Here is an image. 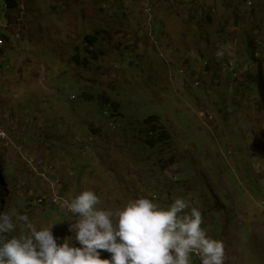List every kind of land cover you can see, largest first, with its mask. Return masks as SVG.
<instances>
[{"label":"rangeland","instance_id":"obj_1","mask_svg":"<svg viewBox=\"0 0 264 264\" xmlns=\"http://www.w3.org/2000/svg\"><path fill=\"white\" fill-rule=\"evenodd\" d=\"M16 1L8 18L0 0V211L56 223L59 243L82 190L111 209L179 196L225 264H264V111L227 65L264 62V0Z\"/></svg>","mask_w":264,"mask_h":264},{"label":"clouds","instance_id":"obj_2","mask_svg":"<svg viewBox=\"0 0 264 264\" xmlns=\"http://www.w3.org/2000/svg\"><path fill=\"white\" fill-rule=\"evenodd\" d=\"M6 9L4 1L3 10L9 18L12 10ZM1 30L0 50L6 39ZM216 55L222 57L225 52L218 50ZM259 55L254 53L252 64L247 66L250 70L246 72L256 70L262 61L257 58ZM241 64L227 63L234 76L246 73ZM195 85L200 86L199 82ZM250 87L254 89L255 84ZM247 91L244 88L242 92ZM206 119L214 121L208 115ZM152 199L158 197L153 195ZM152 199H130L116 209L99 207L100 198L92 190L62 199L60 208L73 217L68 223L72 235L59 243L60 238L52 233L56 223L37 227L26 214L14 218L0 211V264H190L192 255L198 257L200 264H225L224 244L206 235L199 209L190 207L189 201L179 196L164 207ZM56 201L52 199V203ZM43 202L38 200L39 204ZM18 224L24 226L23 234H16ZM102 251L110 257L101 258Z\"/></svg>","mask_w":264,"mask_h":264},{"label":"trees","instance_id":"obj_3","mask_svg":"<svg viewBox=\"0 0 264 264\" xmlns=\"http://www.w3.org/2000/svg\"><path fill=\"white\" fill-rule=\"evenodd\" d=\"M4 1H5L6 8H7L6 10H15V9H17L18 3L15 0H4ZM243 2H246V0H243ZM246 42H247V48L244 50L245 53H246V51H248V49H252V47H253L251 40L248 39V40H246ZM85 44H87L89 46L95 44V36H92V35L86 36L85 37ZM253 50H252V52H253ZM246 54H248L249 56L251 55V57L253 59V55H254L253 53H246ZM76 60H78V57H76ZM247 62H248L247 63L248 65H251L253 61L252 60H247ZM245 67H246V65H244V68ZM237 68H240V65ZM242 77H243V85L246 84V83L249 86L251 84H255L254 90L258 92V96H259L258 105L260 107L264 108V71L262 69V61H260V63L257 65L256 70L254 72L247 71L246 73L242 74ZM242 87L243 86L241 84L240 88H242ZM247 90H249V88H247ZM235 101H237V100H235ZM263 111H264V109H263ZM161 135H163V132L159 131V137L160 138H161ZM1 179H2V177H0V184H1ZM167 204H169V203H166V205Z\"/></svg>","mask_w":264,"mask_h":264},{"label":"bare ground","instance_id":"obj_4","mask_svg":"<svg viewBox=\"0 0 264 264\" xmlns=\"http://www.w3.org/2000/svg\"><path fill=\"white\" fill-rule=\"evenodd\" d=\"M192 256L196 257L195 255H192ZM196 258L198 259V257H196Z\"/></svg>","mask_w":264,"mask_h":264}]
</instances>
